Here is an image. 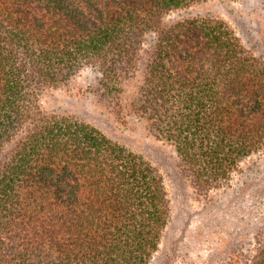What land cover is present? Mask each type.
<instances>
[{
    "label": "trees",
    "instance_id": "16d2710c",
    "mask_svg": "<svg viewBox=\"0 0 264 264\" xmlns=\"http://www.w3.org/2000/svg\"><path fill=\"white\" fill-rule=\"evenodd\" d=\"M202 1L0 0V264H150L160 248L157 165L45 104L85 69L114 120L170 144L201 187L264 149V55L221 16L166 20ZM226 260L264 264V227Z\"/></svg>",
    "mask_w": 264,
    "mask_h": 264
},
{
    "label": "rangeland",
    "instance_id": "374dc122",
    "mask_svg": "<svg viewBox=\"0 0 264 264\" xmlns=\"http://www.w3.org/2000/svg\"><path fill=\"white\" fill-rule=\"evenodd\" d=\"M215 14L228 20L247 47L264 55V0H203L167 16ZM99 74L83 70L69 84L44 96L49 109L72 108L109 135L153 161L164 176L172 216L150 264H226L234 248L246 247L264 227V149L246 159L226 184L201 187L173 147L140 126L119 125L90 92ZM143 135V136H142ZM143 139V140H139Z\"/></svg>",
    "mask_w": 264,
    "mask_h": 264
}]
</instances>
